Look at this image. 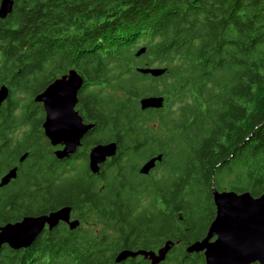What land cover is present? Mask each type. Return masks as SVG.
<instances>
[{"label":"trees","instance_id":"16d2710c","mask_svg":"<svg viewBox=\"0 0 264 264\" xmlns=\"http://www.w3.org/2000/svg\"><path fill=\"white\" fill-rule=\"evenodd\" d=\"M13 2L0 18L2 124H40L35 97L75 69L76 109L93 126L68 158L48 143L44 181L38 169L37 182L0 192V226L70 206L78 227L60 222L27 248L5 244L0 264H146L115 258L168 239L181 243L160 264H204L184 247L214 218L213 188L264 193V0ZM151 95L164 107L143 110ZM109 142L116 153L93 174L89 148ZM158 154L154 174L141 176Z\"/></svg>","mask_w":264,"mask_h":264},{"label":"water","instance_id":"95a60500","mask_svg":"<svg viewBox=\"0 0 264 264\" xmlns=\"http://www.w3.org/2000/svg\"><path fill=\"white\" fill-rule=\"evenodd\" d=\"M13 0H2L0 4V18H5L13 8ZM145 49H141L140 54ZM137 71L143 74L161 76L165 68L139 67ZM83 77L71 69L67 74L52 81L35 101L43 104L46 116L43 122L45 134L53 146L62 144L63 148L55 151L59 159L75 153L81 145L84 134L93 124H86L76 109L78 91L83 85ZM5 86L0 88V105L7 97ZM143 110L148 108H162L164 97L151 95L139 100ZM115 142L93 145L89 151L88 166L92 173H98L100 165L108 157L116 153ZM162 160V154L148 159L140 168V173L148 174L157 162ZM15 177V172L6 174L0 186ZM213 200L216 206L215 217L211 221L205 236L187 247L188 253L202 251L207 264H264V193L254 197L250 191L237 192L235 190H218L213 188ZM60 222H65L70 229L78 227L79 220L71 219V207L64 206L50 213L27 215L15 222H8L0 226V249L3 245L18 250L29 247L39 234L46 228L52 229ZM214 238V239H213ZM175 244L168 239L156 250L122 249L115 261L121 262L127 258L142 255L151 260V264L164 261Z\"/></svg>","mask_w":264,"mask_h":264},{"label":"flooded vegetation","instance_id":"af4514ba","mask_svg":"<svg viewBox=\"0 0 264 264\" xmlns=\"http://www.w3.org/2000/svg\"><path fill=\"white\" fill-rule=\"evenodd\" d=\"M3 104H4V101L1 103V105H3ZM40 104L42 105V108L44 110L43 104L42 103H40ZM153 109H156V108H153ZM3 113L4 112H0V182H1L2 178L10 172H15V177H12L7 184L0 186V192H2V190H4V191L8 190V188H10L11 186L30 184V182L33 180L31 178V172H37L38 169L41 172V181H44V174H43L44 173V163L46 160L48 143H50L51 147L53 148V154L55 157H56L55 151L63 148L62 144H58L56 146H53L51 144V141L49 140V138L45 134V131L43 128V122L45 121V116H46L45 110H44V112H40V114L44 115V118L40 124H38L36 122L33 123L32 121H30V119L29 120L24 119V121H23L22 119H19V117H16V118L11 117L9 119L8 124L5 125V124H2L3 118L1 115ZM21 113L22 112H14V114H21ZM35 114H38V112H34V115ZM83 121H84V123L88 124L87 121H85V120H83ZM87 132L84 134V136H85L84 139L90 133L89 132L87 134ZM80 146L77 148L76 152L78 151L79 148H81ZM91 147L92 146H90V148ZM90 148H89V151H90ZM89 151L87 153L88 161H89ZM70 156H68V157H70ZM68 157H65V158H68ZM65 158H63V159H65ZM111 158L112 157H108L107 160H110ZM70 159H72V158H70ZM59 160H62V159H59ZM144 163H145V161L141 164V166ZM140 167L138 168V172L140 171ZM156 167H157V164L154 168H152L149 171L148 174H143L140 172H139V174H141V176L148 177V176L154 174V169ZM93 174H95V173H93ZM37 179L38 178L36 176L33 181L37 182ZM226 190H229V189H226ZM212 195H213V193H212ZM254 197H257V196H254ZM213 203H214V200H213ZM214 207H215V212H216L215 203H214ZM214 217H215V215H214ZM71 219H74V218L71 217ZM46 228H48V227H46ZM180 243H181L180 241L179 242L175 241L173 248L177 247ZM187 246L184 247V250H186ZM169 253H170V251H169ZM169 253H168V255H169ZM194 253L202 254V257L205 260L204 253L202 251L193 252L192 254H194ZM135 258H142V262H146V264H151V260L149 258L148 259L145 258L142 255H138ZM165 261H166V259L162 262H165ZM162 262H160V263H162ZM160 263H158V264H160ZM202 263L207 264L206 260ZM251 264H262V263L252 262Z\"/></svg>","mask_w":264,"mask_h":264},{"label":"clouds","instance_id":"9594fccd","mask_svg":"<svg viewBox=\"0 0 264 264\" xmlns=\"http://www.w3.org/2000/svg\"><path fill=\"white\" fill-rule=\"evenodd\" d=\"M164 107V106H163ZM260 196V195H259Z\"/></svg>","mask_w":264,"mask_h":264}]
</instances>
